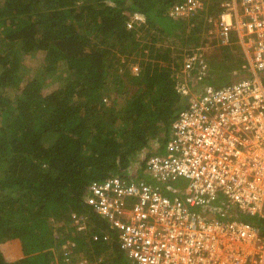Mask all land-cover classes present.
Listing matches in <instances>:
<instances>
[{"label": "trees", "instance_id": "1", "mask_svg": "<svg viewBox=\"0 0 264 264\" xmlns=\"http://www.w3.org/2000/svg\"><path fill=\"white\" fill-rule=\"evenodd\" d=\"M182 1L0 0V264H65L68 240L74 261L107 254L102 264H129L116 233L87 200L95 180L125 175L134 161L144 167L141 153L164 147L186 107L179 91L186 55L206 46L220 1L176 17L170 11ZM135 14L145 21L130 28ZM218 47L238 68L244 64L240 44ZM38 55L26 78L28 59ZM216 56L203 53L207 63ZM48 78L57 87L44 93ZM206 78L215 85L235 79L211 68ZM251 218L264 233V220Z\"/></svg>", "mask_w": 264, "mask_h": 264}, {"label": "built area", "instance_id": "2", "mask_svg": "<svg viewBox=\"0 0 264 264\" xmlns=\"http://www.w3.org/2000/svg\"><path fill=\"white\" fill-rule=\"evenodd\" d=\"M208 1L183 0L170 12L191 17ZM219 1V39L242 46L248 75L209 83L204 48L194 49L186 55V80L179 82L188 101L164 147L143 152L144 167L136 162L125 175L90 187L88 204L108 222L132 264H264V233L237 214L264 220V0ZM133 18L130 28L144 21ZM193 69L198 76L189 79ZM81 220L82 232L90 233L85 216ZM111 239L105 232L103 240ZM70 245H64L65 264H91L74 261Z\"/></svg>", "mask_w": 264, "mask_h": 264}, {"label": "rangeland", "instance_id": "3", "mask_svg": "<svg viewBox=\"0 0 264 264\" xmlns=\"http://www.w3.org/2000/svg\"><path fill=\"white\" fill-rule=\"evenodd\" d=\"M209 2L207 3V5L209 4ZM75 6L79 7L81 5H80V3L75 2ZM210 19L213 20L214 26L205 35V37L208 39V42L205 44L206 46L203 48H204L205 53H209V55L213 54V55H218V56H216V60H212L214 63L209 61L208 69L211 68V70H213V74H215L217 76H226V77L229 76L231 78L234 77L235 79L233 81H237L239 79L246 77L247 76L246 75V68H245L246 60H245L244 64L238 68V66H239L238 64L232 62V60H230V59H226V58L222 57V51L218 49L219 48L218 46H224V45H221V40L219 39L218 32H217L218 27L216 26V24L218 23V15H216L214 12L213 14H211ZM215 41L218 44V46L214 45ZM166 45H169V43ZM146 52H147V50L145 51V53ZM146 54H149V53H146ZM121 56H122V54H121ZM132 58H135V56L134 55L130 56V59H132ZM41 60H42V55H38V57L35 59V61L33 59H28V61H27L28 64L25 65V69L23 72V74L25 75L26 78L35 71V67L39 64V62H41ZM215 63H217V66H215L216 65ZM132 64L133 65H131V67H132L133 73L138 74L140 72V70L142 69V67L140 66L141 64H140L139 60L133 61ZM64 76H65V73L64 72H63V74L61 73V78H63ZM188 78L190 79L191 76L189 75ZM25 82H26V80H24V83ZM45 83L46 84H45V88H44V93H48L52 89L57 87V85L53 83L52 78L46 79ZM155 145L157 146V144H155ZM135 163H136V161L133 162V164H135ZM251 217H249V216L246 217V221L247 220L252 221ZM79 218L80 217L76 218L77 222H78ZM255 218L258 219L259 217H255ZM242 220H244L243 216H242ZM90 259H91L90 260L91 264H92V262L95 263L96 260L97 261L102 260L103 262L110 261L109 256L107 254L106 255L101 254L95 259L94 258H90ZM85 261H87V259H85ZM128 261H129V264H132L129 259H128Z\"/></svg>", "mask_w": 264, "mask_h": 264}, {"label": "clouds", "instance_id": "4", "mask_svg": "<svg viewBox=\"0 0 264 264\" xmlns=\"http://www.w3.org/2000/svg\"><path fill=\"white\" fill-rule=\"evenodd\" d=\"M139 15H141V14H139ZM134 16V15H133ZM143 16V15H142ZM133 20H134V18H133ZM136 21H141V20H135L134 22H136ZM144 21H145V17H144ZM124 255H125V253H124ZM126 256V255H125ZM126 258L128 259V257L126 256ZM88 262H90V260H87ZM93 263V262H92ZM102 263H105V262H102ZM102 263H100V264H102Z\"/></svg>", "mask_w": 264, "mask_h": 264}, {"label": "crops", "instance_id": "5", "mask_svg": "<svg viewBox=\"0 0 264 264\" xmlns=\"http://www.w3.org/2000/svg\"><path fill=\"white\" fill-rule=\"evenodd\" d=\"M206 7H207V6H206ZM206 7H205V8H206ZM205 8H204V9H205ZM204 9H203V10H204ZM219 10H220V9H219ZM218 15H219V14H218ZM191 17H192V16H191ZM191 17H190V18H191ZM242 49H243V48H242ZM243 52H244V51H243ZM244 55H245V54H244ZM245 60H246V57H245ZM246 64H247V60H246ZM246 75H248V72H247V71H246Z\"/></svg>", "mask_w": 264, "mask_h": 264}]
</instances>
